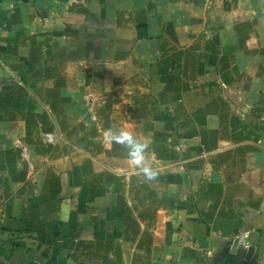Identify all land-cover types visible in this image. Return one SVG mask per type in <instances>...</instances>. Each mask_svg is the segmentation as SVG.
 I'll return each instance as SVG.
<instances>
[{
	"label": "crops",
	"instance_id": "crops-1",
	"mask_svg": "<svg viewBox=\"0 0 264 264\" xmlns=\"http://www.w3.org/2000/svg\"><path fill=\"white\" fill-rule=\"evenodd\" d=\"M248 5L0 0V264H264Z\"/></svg>",
	"mask_w": 264,
	"mask_h": 264
},
{
	"label": "rangeland",
	"instance_id": "rangeland-1",
	"mask_svg": "<svg viewBox=\"0 0 264 264\" xmlns=\"http://www.w3.org/2000/svg\"><path fill=\"white\" fill-rule=\"evenodd\" d=\"M170 7L171 6L166 5V9H170ZM177 8H178V6H177ZM253 8H254V6L248 5V0H242V6H241L242 12L243 11H250L249 9H253ZM260 8H261V6H259V5L256 6V11L260 12V10L262 9V8L261 9Z\"/></svg>",
	"mask_w": 264,
	"mask_h": 264
},
{
	"label": "built area",
	"instance_id": "built-area-1",
	"mask_svg": "<svg viewBox=\"0 0 264 264\" xmlns=\"http://www.w3.org/2000/svg\"><path fill=\"white\" fill-rule=\"evenodd\" d=\"M45 138H46V140L47 141H52V135L51 134H47L46 136H45Z\"/></svg>",
	"mask_w": 264,
	"mask_h": 264
},
{
	"label": "clouds",
	"instance_id": "clouds-1",
	"mask_svg": "<svg viewBox=\"0 0 264 264\" xmlns=\"http://www.w3.org/2000/svg\"><path fill=\"white\" fill-rule=\"evenodd\" d=\"M152 175H154V174H152Z\"/></svg>",
	"mask_w": 264,
	"mask_h": 264
}]
</instances>
